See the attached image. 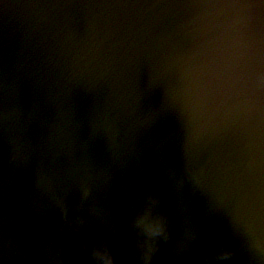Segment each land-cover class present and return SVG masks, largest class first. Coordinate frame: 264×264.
Returning <instances> with one entry per match:
<instances>
[{
    "label": "clouds",
    "instance_id": "clouds-1",
    "mask_svg": "<svg viewBox=\"0 0 264 264\" xmlns=\"http://www.w3.org/2000/svg\"><path fill=\"white\" fill-rule=\"evenodd\" d=\"M22 85L51 111L37 138L39 109L21 104ZM74 96L89 99L90 126L114 156L125 136L168 120L164 179L184 221L181 244L198 206L222 226L203 264H233L237 252L264 264V0H0V134L13 160L35 159L48 191L65 160L86 158ZM149 96L157 101L145 108ZM92 179L85 166L81 201ZM128 227L137 260L151 264L171 238L158 190L132 205ZM87 254L89 264H115L103 236Z\"/></svg>",
    "mask_w": 264,
    "mask_h": 264
},
{
    "label": "water",
    "instance_id": "water-1",
    "mask_svg": "<svg viewBox=\"0 0 264 264\" xmlns=\"http://www.w3.org/2000/svg\"><path fill=\"white\" fill-rule=\"evenodd\" d=\"M156 101L149 96L144 107ZM20 102L25 108L38 106L31 135L39 137L50 109L24 85ZM67 103L79 123V137L88 146L86 158L77 154L65 160L60 182L51 191L38 185L35 159L17 155L13 160L10 138L0 134V264H89L87 250L101 236L108 241L115 264H140L128 222L132 205L147 190L161 193L171 224V238L159 242L151 264H203L205 256L210 258L222 226L203 219L198 206L192 209L193 238L181 244L184 221L168 198L164 179L165 165L173 162L169 121L160 117L151 127L125 136L114 156L105 136L90 126L89 99L74 96ZM85 166L93 177L92 192L81 201L79 179ZM233 264L250 260L237 252Z\"/></svg>",
    "mask_w": 264,
    "mask_h": 264
}]
</instances>
